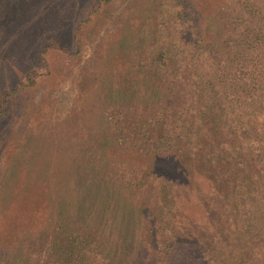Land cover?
I'll return each mask as SVG.
<instances>
[{"label": "trees", "instance_id": "16d2710c", "mask_svg": "<svg viewBox=\"0 0 264 264\" xmlns=\"http://www.w3.org/2000/svg\"><path fill=\"white\" fill-rule=\"evenodd\" d=\"M169 1L162 23L151 14L141 36L118 40L125 71L103 79L108 93L87 135L93 141L59 169L50 162L58 187L50 183L46 200L51 236L42 264L183 263L178 190L203 183L210 205H222L224 228L246 241L242 248L264 235L256 227L264 221V23L258 47L247 53L254 35L234 34L233 61L225 60L223 46L209 44L207 19L196 13L191 35L182 29L190 0ZM244 55L255 60L246 74ZM31 233L7 244L0 264H39L26 245ZM232 250L229 264L241 260Z\"/></svg>", "mask_w": 264, "mask_h": 264}, {"label": "rangeland", "instance_id": "374dc122", "mask_svg": "<svg viewBox=\"0 0 264 264\" xmlns=\"http://www.w3.org/2000/svg\"><path fill=\"white\" fill-rule=\"evenodd\" d=\"M169 2L0 0V254L7 244L16 245L23 232H32L26 245L42 264L51 236L46 200L50 183L55 181L58 187L56 178L50 177V162L59 169L63 157L77 155L83 143L93 141L87 135L96 128L108 93L103 79L125 71L115 52L118 40L123 33L141 36L149 29L151 14L162 23ZM187 3V24L182 29L191 35L196 13L207 19V39L211 38V46H223V59L233 61L234 34L254 35L245 44L247 53L260 45L257 30H261L260 19L264 23V0ZM240 63L244 74L250 73L252 58L241 56ZM58 177L64 178L62 170ZM200 187L178 190L182 220L177 227L185 236L180 246L185 261L180 264H229L231 247L241 259L234 264H264V235L252 242L250 250L242 248L246 241L228 224L224 228L222 205L211 206L202 188L206 185ZM202 203L210 206L212 218ZM149 210L151 219L156 208L149 206ZM131 218L136 219L135 211ZM139 219L148 227L149 218ZM212 224L224 228L221 236ZM256 227L264 231V221Z\"/></svg>", "mask_w": 264, "mask_h": 264}]
</instances>
